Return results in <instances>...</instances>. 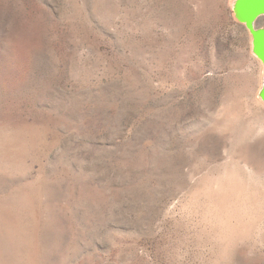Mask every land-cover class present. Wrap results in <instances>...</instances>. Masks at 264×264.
Masks as SVG:
<instances>
[{"label":"rangeland","instance_id":"1","mask_svg":"<svg viewBox=\"0 0 264 264\" xmlns=\"http://www.w3.org/2000/svg\"><path fill=\"white\" fill-rule=\"evenodd\" d=\"M235 2L0 0V264H264Z\"/></svg>","mask_w":264,"mask_h":264},{"label":"water","instance_id":"2","mask_svg":"<svg viewBox=\"0 0 264 264\" xmlns=\"http://www.w3.org/2000/svg\"><path fill=\"white\" fill-rule=\"evenodd\" d=\"M234 12L237 19L244 23L253 37V51L261 60L264 70V26L257 22L264 16V0H236ZM264 101V83L259 93Z\"/></svg>","mask_w":264,"mask_h":264}]
</instances>
